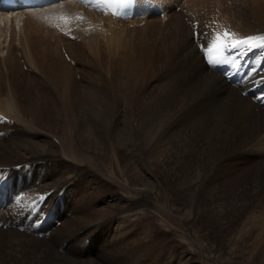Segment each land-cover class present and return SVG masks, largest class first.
I'll use <instances>...</instances> for the list:
<instances>
[{
  "label": "bare ground",
  "instance_id": "6f19581e",
  "mask_svg": "<svg viewBox=\"0 0 264 264\" xmlns=\"http://www.w3.org/2000/svg\"><path fill=\"white\" fill-rule=\"evenodd\" d=\"M152 1L167 9L166 23L162 24L158 40L161 45L158 46L152 42L156 25L150 24V19L157 16L151 9ZM178 1L139 0L145 16L132 20H118L100 11L97 4L82 0H66L42 9H22L11 13L0 11V40L4 39V48L9 46V39L20 43L28 41V37L38 31L36 19L63 16L77 19L82 22V27L95 20L96 27L101 30L100 39L103 41H100L110 45V33L117 36L124 32L119 25L126 21H145L139 33L141 36L146 34L147 43H133L125 55L110 53L107 46L100 51L101 123L111 131H120L122 136L124 132L128 135L130 128L144 129L148 137V160L162 167L169 178L174 176V179L185 183L207 184L214 194L216 207L224 213L237 212L235 228L239 239L254 241L259 251V247L264 248V91L259 92L258 101L242 92L258 83L264 85V67L256 71V67L261 66L264 49L246 50L242 47L234 51L240 55L253 54L254 51L255 61H258L253 67L254 76L244 85L237 86L217 71H221L220 68L213 69L215 66L209 63L206 46H210L217 33L225 31L235 33L237 39L264 35V0H185L189 5L188 15L174 17L176 14L171 15L170 9ZM207 4L214 5L216 10L212 11L211 5L209 9L203 8ZM82 31L86 41L84 34L87 33ZM64 64L68 66L66 62ZM123 73L127 74L126 82L122 78ZM16 77L14 74L10 92H1L0 95V185L5 186L6 190H3L8 194L7 204L0 202V264H98L97 261L88 263L71 259L69 254L57 253L48 241L60 240L65 245L70 234L85 231L76 250L88 247L100 230L96 229L98 224L87 225L89 223L83 216L74 218V226L65 223L50 233L47 242L36 235L45 231L46 224L55 215L62 217L72 206H81L88 200V188L81 177L70 178V171L65 168L70 167L68 158L79 154L84 145L103 146V136L96 130L98 127H89L84 121L89 108L80 91L75 93V90L71 94L72 89L65 91L69 97L64 95L65 99H62L68 109L65 120L61 118L62 114L43 104L39 94L32 96L33 88L27 89L28 92L17 91L20 80L18 75ZM3 87L0 84V90ZM57 87L51 81V96L60 94L62 90ZM140 100L144 104L148 102V118L137 122L146 107H133ZM127 139L133 142V139ZM240 162L254 166L236 185L231 183L232 180L228 181V174ZM40 181L45 182V186H38ZM70 187L71 191L80 194L76 205L70 204ZM226 189L234 198L231 203L223 200L222 194ZM136 209L121 208L117 211L116 215L122 214L124 218L118 221L113 231V237L120 238L113 245H121L122 250L135 256V259L131 258V264H148V259H144L148 256L145 233L139 237L133 234L138 217L137 213L128 214ZM31 210L36 213L34 219L27 222ZM102 213L100 211L98 215L107 219ZM36 219H45V223L34 227L32 224ZM18 224L27 231L17 228L15 225ZM127 262L129 258L117 261L118 264Z\"/></svg>",
  "mask_w": 264,
  "mask_h": 264
},
{
  "label": "rangeland",
  "instance_id": "374dc122",
  "mask_svg": "<svg viewBox=\"0 0 264 264\" xmlns=\"http://www.w3.org/2000/svg\"><path fill=\"white\" fill-rule=\"evenodd\" d=\"M177 3L170 9V14H176L174 17L188 15L189 5L187 2L179 0ZM210 5H204L203 8L210 6L212 11L216 10L214 5ZM222 12L225 13V11ZM36 20L38 31L28 37V41L20 43L9 39V46L4 48L2 44L4 39L0 40V84L6 87V89L3 87L0 90V95L1 92L7 94L10 92L11 83H14L12 82L14 74L15 77L18 75L20 87L17 88V91L28 92L27 89L33 88V92H30L32 96L39 94L43 104H48L51 110L62 114L61 118L67 120L65 112L68 109L66 106L64 107L62 100L65 99V91L68 88V90L72 89L70 94L75 90V93L80 91L81 97L87 102L89 108L84 114L86 118L84 121L89 127H94V129L98 127L96 130L103 136L102 148L101 146L97 148V145L92 144L84 145L79 154L68 158L70 167L65 168L67 172L70 171V178L81 177L82 182L88 188V200L81 206H72L68 213L62 217L55 215L46 224L45 231H39V235L36 236L47 242L50 233L59 230L65 223H68L70 227L74 226V218L83 216L90 227L98 224L96 229L100 231L93 237L94 241L88 247L84 246L81 251H77L76 248L81 237L83 238L86 232L72 233L70 240L68 239V243L65 245H62L60 240L55 242L48 240L53 249L55 248L57 253L69 254L71 259L83 260L88 263H92L93 260L98 264H118V260L129 258V262L125 264H131V258L135 259V256L122 250L121 245H113L115 241L120 240V238L113 237V231L116 229L118 221L124 218L122 214L116 215L117 211L121 208L124 210L136 207L134 212L128 214L137 213L136 217L139 219L135 218L137 226L133 234L139 237V234L145 233L144 241L148 245L146 247L148 256L144 259H148V264H264V248L259 247L258 251L254 241L239 239L238 230L235 228L237 212L232 210L224 213L219 207H216L214 194L209 191L207 184L206 186L201 183H185L174 179V176L169 178L162 167L148 160V137L144 129L130 128L127 132L128 135H124V132L123 137L120 131H111L101 123L99 106L100 51L107 46V51L110 53L125 55L133 43H140V41L147 43L146 34L143 37L139 33L145 21L136 23L124 21L123 25H119L124 28V32L117 36L114 32L110 33L109 39L112 38L114 42L110 39L109 45L103 43L102 38L100 39L101 30L96 27L95 20L87 22L84 27H82V22L70 17L42 16ZM150 20V24L156 25V35L155 39L152 38V42L158 46L159 36L162 33L160 29L162 24L166 23V19L161 15ZM57 23L66 28V35L54 28L52 24ZM80 29L83 30V34L87 33L84 34L87 36L86 41L83 39ZM90 41L92 42L90 43ZM58 49L59 51H57ZM3 51L6 53L3 54ZM64 62L68 66H65ZM52 65L54 66L52 67ZM122 75L126 82L127 74L123 73ZM25 81L29 84H26ZM51 81H54L62 90L55 97L51 96ZM63 87H66V90ZM145 105L144 114L141 116L142 118H137V122L148 118V102L144 104L140 100L133 106L137 109ZM72 108H75V105ZM6 120H10V118ZM127 138L133 139V142ZM252 166L254 164L243 162L235 165L234 170L228 174V181L232 180L231 183L239 185ZM80 174L81 176H79ZM38 186H45V182L40 181ZM0 188L3 191L0 190V194L2 193L0 199H3V203L7 204L8 194H6L7 191H4L6 190L5 186L2 184ZM228 192L229 190L226 189L222 197L224 202L231 203L234 198ZM78 194L79 192L71 191V187L69 188L70 204L78 203L80 199V194ZM100 211L107 219L98 215ZM35 213L33 210L30 211L26 218L27 222L34 219ZM67 217L68 219H66ZM38 220H34L33 223ZM18 225L15 226L19 228ZM49 230L51 231L49 232ZM102 231L104 233L101 234ZM83 253L85 255H82Z\"/></svg>",
  "mask_w": 264,
  "mask_h": 264
},
{
  "label": "snow or ice",
  "instance_id": "6c2138e0",
  "mask_svg": "<svg viewBox=\"0 0 264 264\" xmlns=\"http://www.w3.org/2000/svg\"><path fill=\"white\" fill-rule=\"evenodd\" d=\"M235 37V33H229L227 31L223 34H216L210 46H206L210 64H222L231 56L233 51H239L242 47L246 50L251 48L264 49V35H254L239 39Z\"/></svg>",
  "mask_w": 264,
  "mask_h": 264
}]
</instances>
